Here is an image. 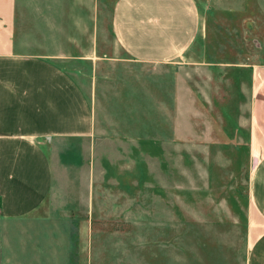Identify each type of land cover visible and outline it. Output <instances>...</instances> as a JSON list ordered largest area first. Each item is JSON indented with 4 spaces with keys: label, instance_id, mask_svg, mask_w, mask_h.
<instances>
[{
    "label": "crops",
    "instance_id": "obj_1",
    "mask_svg": "<svg viewBox=\"0 0 264 264\" xmlns=\"http://www.w3.org/2000/svg\"><path fill=\"white\" fill-rule=\"evenodd\" d=\"M213 69L249 74L264 143V0H0V264H112L130 218L138 263L177 264L175 155ZM248 199L237 264H264V150Z\"/></svg>",
    "mask_w": 264,
    "mask_h": 264
},
{
    "label": "rangeland",
    "instance_id": "obj_2",
    "mask_svg": "<svg viewBox=\"0 0 264 264\" xmlns=\"http://www.w3.org/2000/svg\"><path fill=\"white\" fill-rule=\"evenodd\" d=\"M217 70L204 76L208 81L206 99L193 100L190 146L179 148L175 155L177 264H182L188 255L187 246L193 261H199L200 251L205 253L206 248L214 251L218 247L214 257L220 256L222 247L224 264L238 263V242L249 221V175L264 150L261 137L251 128L249 100L254 84L249 74H237L235 69ZM260 76H255L256 82ZM183 135L185 130L178 132L179 137ZM148 204L144 203V209H148ZM158 205L162 213H167V202ZM138 220L128 219L129 249L121 252L119 259H113L112 264H141L135 249L141 237L136 232ZM150 220L153 219L145 222ZM154 220L163 223L170 219L165 214ZM163 237L162 233L159 241L166 242Z\"/></svg>",
    "mask_w": 264,
    "mask_h": 264
}]
</instances>
